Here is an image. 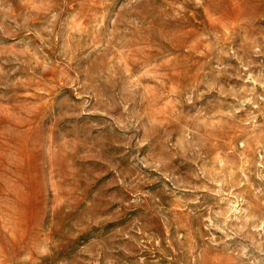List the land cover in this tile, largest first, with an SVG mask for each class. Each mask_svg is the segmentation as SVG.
Instances as JSON below:
<instances>
[{
  "label": "rangeland",
  "instance_id": "obj_1",
  "mask_svg": "<svg viewBox=\"0 0 264 264\" xmlns=\"http://www.w3.org/2000/svg\"><path fill=\"white\" fill-rule=\"evenodd\" d=\"M224 127L264 175V0H0V264H264Z\"/></svg>",
  "mask_w": 264,
  "mask_h": 264
},
{
  "label": "bare ground",
  "instance_id": "obj_2",
  "mask_svg": "<svg viewBox=\"0 0 264 264\" xmlns=\"http://www.w3.org/2000/svg\"><path fill=\"white\" fill-rule=\"evenodd\" d=\"M214 7H215V10H218V9H216L217 6H214ZM233 11L236 12L237 9L233 10ZM238 23H239V21H238L237 17H234L232 19H224L223 18L220 21L218 19L217 20H215V19H210L209 20V26L212 27V28H217V29H219L218 27H221V28L225 27V28L234 29V28H236V26H239ZM151 88H152V86H151ZM230 129H232V128L224 127V130H223L222 133L225 134V137L222 139L221 145L217 147L218 150L221 151L219 153L220 156L217 157L218 169H219V172H220L218 178L221 181L222 187H227V188L237 187L236 191L239 192L237 197H241L242 198L241 202H243L244 206L247 208V213H246L247 214V218H246V220L244 219V222H242L240 228H237V229L241 230L240 234H238V236H241L243 239H247L248 238V239H256V240H258V239H260L257 236L259 231H252L251 228H256L258 226V224L260 223V219L262 220V214H260V211L262 210V202H264V175H262V170L259 171L257 168L255 169L253 167V162L254 161L252 162V159H251V154L253 153L251 148L253 147L252 146V144H253L252 140L254 138H252L250 140L248 138L247 139H243V135H238V133H237L238 131L235 130V131L231 132ZM241 139L243 140V146H242V148H239L237 146L236 142L238 140H241ZM255 149H258V148H255ZM227 150L230 151V152H226ZM209 167H211V166H209ZM208 169L209 168L207 167V170ZM263 170H264V167H263ZM257 172H258V175L256 176ZM256 177H259V179L256 178ZM242 211H244V210H242ZM254 218H256V219H254ZM263 229H264V227H263ZM257 237H258V239H257ZM248 248H247L248 252L252 253V252H254V249H260V248L264 249V243L263 242L262 243L258 242V244L251 243V245H249ZM202 257H203V255H202ZM243 257L244 256L241 255V252L237 251L236 253H233V252L226 253L225 249L223 248L222 251L219 252L215 256V258L212 259L211 262H212V264H246V260ZM253 264H256V263H253ZM257 264H261V263H257Z\"/></svg>",
  "mask_w": 264,
  "mask_h": 264
}]
</instances>
